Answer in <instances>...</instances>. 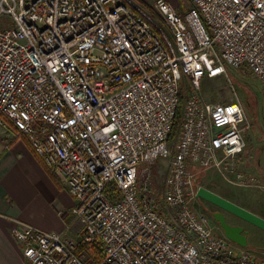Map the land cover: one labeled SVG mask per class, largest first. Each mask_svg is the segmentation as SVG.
Masks as SVG:
<instances>
[{
  "label": "built area",
  "instance_id": "built-area-1",
  "mask_svg": "<svg viewBox=\"0 0 264 264\" xmlns=\"http://www.w3.org/2000/svg\"><path fill=\"white\" fill-rule=\"evenodd\" d=\"M186 1L0 0V114L75 200L62 231L16 222L28 264H264L195 206L200 172L252 182L233 164L242 101L202 84L229 68L264 84V0Z\"/></svg>",
  "mask_w": 264,
  "mask_h": 264
},
{
  "label": "crops",
  "instance_id": "crops-1",
  "mask_svg": "<svg viewBox=\"0 0 264 264\" xmlns=\"http://www.w3.org/2000/svg\"><path fill=\"white\" fill-rule=\"evenodd\" d=\"M168 1L179 11L188 8L186 0V6ZM68 196L63 180L44 164L28 138L0 114V264H28L22 244L12 234L17 221L62 231L68 219L62 212L75 204Z\"/></svg>",
  "mask_w": 264,
  "mask_h": 264
},
{
  "label": "rangeland",
  "instance_id": "rangeland-1",
  "mask_svg": "<svg viewBox=\"0 0 264 264\" xmlns=\"http://www.w3.org/2000/svg\"><path fill=\"white\" fill-rule=\"evenodd\" d=\"M138 1L148 8L157 0ZM177 1L186 6L185 0ZM5 24H12L10 15H1L0 27ZM202 92L208 101L214 103L229 102L232 98L242 101L251 121V128L244 133L245 150L235 158L233 164L245 177L252 178L249 180L252 182L242 184L234 175L229 176L233 180H227L223 173L212 169L198 173L197 185L204 186L264 217V84L250 71L229 68L225 76L204 79ZM152 168L158 183L163 182L167 176V159L159 158ZM68 197L74 199L72 196ZM214 207L216 209V206ZM70 210L67 207L66 211ZM226 216L230 223L244 226L248 232V249L264 258V230L231 213H226ZM210 224L217 233L222 232L217 223L211 221Z\"/></svg>",
  "mask_w": 264,
  "mask_h": 264
},
{
  "label": "water",
  "instance_id": "water-1",
  "mask_svg": "<svg viewBox=\"0 0 264 264\" xmlns=\"http://www.w3.org/2000/svg\"><path fill=\"white\" fill-rule=\"evenodd\" d=\"M197 197L206 199L220 208V210L214 212V217L220 225L222 233L242 247L248 248V232L244 226L230 223L225 212L231 213L264 230V217L204 186H199Z\"/></svg>",
  "mask_w": 264,
  "mask_h": 264
},
{
  "label": "flooded vegetation",
  "instance_id": "flooded-vegetation-1",
  "mask_svg": "<svg viewBox=\"0 0 264 264\" xmlns=\"http://www.w3.org/2000/svg\"><path fill=\"white\" fill-rule=\"evenodd\" d=\"M195 206L198 209V211L208 219L210 223L212 221L218 224V222L216 221L214 217V212L220 210L218 206H216L215 204L211 203L210 201L206 199L199 198V197H197L195 200ZM214 206H216V209ZM225 213H228V212H225ZM236 225H239V224H236ZM218 226L220 227L219 224Z\"/></svg>",
  "mask_w": 264,
  "mask_h": 264
},
{
  "label": "trees",
  "instance_id": "trees-1",
  "mask_svg": "<svg viewBox=\"0 0 264 264\" xmlns=\"http://www.w3.org/2000/svg\"><path fill=\"white\" fill-rule=\"evenodd\" d=\"M148 8L153 9L152 6H148ZM35 152V151H34ZM90 249V253L95 254L96 258H101V248L98 246H92L89 248Z\"/></svg>",
  "mask_w": 264,
  "mask_h": 264
}]
</instances>
